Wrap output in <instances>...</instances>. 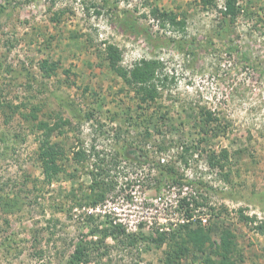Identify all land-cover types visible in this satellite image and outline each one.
I'll use <instances>...</instances> for the list:
<instances>
[{"label":"rangeland","instance_id":"1","mask_svg":"<svg viewBox=\"0 0 264 264\" xmlns=\"http://www.w3.org/2000/svg\"><path fill=\"white\" fill-rule=\"evenodd\" d=\"M237 4L228 26L224 0H0V264H62L78 241L90 243L83 264H164L174 241L152 237L185 223L187 203L214 243L233 235L234 264H264V0ZM123 10L136 32L111 23ZM154 10L174 13L184 30L161 27ZM148 33L201 44L153 48ZM107 45L124 70L159 61L152 107L169 118L160 132L128 123L141 110L109 67ZM205 111L218 136L201 130ZM31 113L70 122L51 136L65 151L51 181L38 159L41 133L23 118ZM122 145L138 147L146 163L117 155ZM92 147L95 157L73 160V149ZM91 172L110 184L95 205ZM117 228L127 237L113 238ZM207 257L218 259L209 245L190 248L178 264Z\"/></svg>","mask_w":264,"mask_h":264},{"label":"trees","instance_id":"2","mask_svg":"<svg viewBox=\"0 0 264 264\" xmlns=\"http://www.w3.org/2000/svg\"><path fill=\"white\" fill-rule=\"evenodd\" d=\"M204 2H206V0H204ZM237 2L238 0H224L222 15L224 17L225 24L228 26L239 14V5ZM3 10V6H0V12H3ZM152 16L154 19L160 20L159 22L161 27L168 25L170 28H177L180 31H183L185 28V21L178 20V17L172 12H159L158 10H154L152 12ZM111 23L120 27H127L129 30H133L135 32L139 28L137 20L128 10H123L118 13L115 12L111 18ZM146 36L148 43L153 48L170 46L171 44H174L177 49L183 50L188 45L195 46L196 44H201V42L198 43L196 40L189 43V41L176 40L173 37H163L160 39L159 37L156 38L149 33ZM229 50L234 49L229 47ZM104 52L109 67L114 69L117 72V75L123 79L125 84L133 91L135 99L138 101L137 108L141 110V112L127 114L126 119H128V123L135 129L144 127L145 131L149 132L150 135L154 134L155 132H160L163 127H166L169 118L167 115L168 113H158L156 109L152 107L156 104L157 99L159 98L161 91L160 88L163 87L160 85V80L157 73L159 61L155 59H141L135 63L130 70H124L118 66L121 57L117 48L112 45H107L104 49ZM247 63L250 64V60L247 59ZM147 108H153V111L148 114L146 112ZM200 115L203 123L201 128L203 133L218 136L220 131H217V129L213 128V126L211 127L212 121L215 120L213 114L210 111H205L201 112ZM23 118L27 121L32 120L33 122H36V129L41 133V135H39L41 137L38 139V159L41 163V172L43 176L45 177L46 181H51L52 178L59 172L57 164L58 158L63 152H65L64 148H62L58 142L51 141V136L55 131H58L65 125H69L70 122L69 120H59V122L50 124L49 122L38 120L35 113L23 115ZM224 133L225 131H223L221 134ZM126 146L127 145H122V147L117 150V155L120 156L123 154L124 159L132 163H146V160H142V158H147V154L141 153L138 147H135L133 152H125V150L128 148ZM79 148L73 149L71 151L73 160L78 163L86 162L90 158L96 156L94 147L90 149L91 151H86L83 148ZM165 150L166 148L165 146H162V143L157 147L158 153L165 152ZM130 155H133V157ZM160 169L165 171L167 176L173 177L175 174L173 168L169 166L161 165ZM91 174L93 177L89 185V193L92 194L90 197V204L95 205L100 199H102L104 192L110 184L103 179L97 180L96 176L98 174V176H100V173L95 174L91 172ZM193 212L194 209L190 208V205L187 203L184 210V213H186L185 223L177 224L176 229H164L161 232H157V235L152 237V241L155 243L174 241L173 245L170 246L171 251L167 254L164 264H178V261L189 252L190 248H192L194 251L202 252L206 245H209L211 254L218 259L217 261H214L210 257H207L204 259L203 264H234L235 245L233 235L230 232L225 231L221 234L219 241H215L214 243L209 231L204 228L200 222L194 221ZM243 218L247 221L250 220L247 217ZM259 228L261 229V232H264V225L260 226ZM110 232V234L115 239L119 238L120 236H123L124 238L127 237L125 231L120 228ZM132 238L135 239V237ZM10 240V237H6L5 241L2 243L3 247L7 250L12 246ZM85 243L78 241L75 244V248L69 259L62 264H83L87 262V251L90 243Z\"/></svg>","mask_w":264,"mask_h":264}]
</instances>
